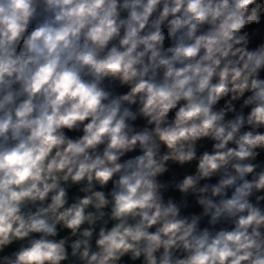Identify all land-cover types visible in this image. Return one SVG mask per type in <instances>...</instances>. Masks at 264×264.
<instances>
[{
  "label": "clouds",
  "instance_id": "9594fccd",
  "mask_svg": "<svg viewBox=\"0 0 264 264\" xmlns=\"http://www.w3.org/2000/svg\"><path fill=\"white\" fill-rule=\"evenodd\" d=\"M0 264H264V0H0Z\"/></svg>",
  "mask_w": 264,
  "mask_h": 264
}]
</instances>
